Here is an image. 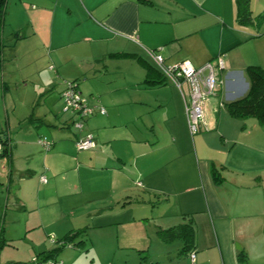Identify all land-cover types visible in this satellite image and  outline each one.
Returning <instances> with one entry per match:
<instances>
[{"label": "crops", "instance_id": "crops-1", "mask_svg": "<svg viewBox=\"0 0 264 264\" xmlns=\"http://www.w3.org/2000/svg\"><path fill=\"white\" fill-rule=\"evenodd\" d=\"M247 1L240 18L236 0H4L0 258L21 242L29 263L79 233L91 264H191L178 239L158 253L119 235L172 218L157 230L189 224L193 264H264V124L227 107L246 94V69H264V1ZM156 51L165 66L223 61L195 135L189 86L164 80ZM70 82L105 112L81 130L62 111ZM87 134L94 148L78 151Z\"/></svg>", "mask_w": 264, "mask_h": 264}, {"label": "built area", "instance_id": "built-area-1", "mask_svg": "<svg viewBox=\"0 0 264 264\" xmlns=\"http://www.w3.org/2000/svg\"><path fill=\"white\" fill-rule=\"evenodd\" d=\"M148 56L165 81L177 89H180L183 82L188 84L189 98L185 104L187 126L191 135L197 134L200 126L204 123L203 104L216 92L218 85L217 70L223 69V61L221 58H217L216 65L207 63L201 68H194L189 62H182L175 66H165L163 58L158 51L149 52ZM61 99L64 104L62 111L71 117H78V120L74 123L75 128L78 130H81L83 127V119L92 116L95 110L98 109V113L102 115L105 113L102 108L88 106L86 100L80 96L79 92L70 83H67L65 90L61 93ZM42 146L48 148L49 144L42 142ZM3 148L4 144L0 138V152H2ZM93 148V138L89 134L76 143L78 151H88ZM41 181L45 183L44 178ZM51 243H54V239H51ZM189 259L191 264H193L194 253L191 252L189 254ZM32 263L54 264L50 261H42L36 258Z\"/></svg>", "mask_w": 264, "mask_h": 264}, {"label": "trees", "instance_id": "trees-1", "mask_svg": "<svg viewBox=\"0 0 264 264\" xmlns=\"http://www.w3.org/2000/svg\"><path fill=\"white\" fill-rule=\"evenodd\" d=\"M236 2L238 6L239 17L244 18L247 15L248 1L236 0ZM3 3L4 0H0V14L3 12ZM259 19H264V14H261ZM246 76L248 80L247 92L243 97L227 104L229 113L232 117L236 119L253 118L256 119L259 123L264 124V69H261L259 67H248L246 69ZM70 84H72L75 90L78 91L76 84L74 82H70ZM87 118H84L83 120ZM2 141L4 144V148L2 152H0V156L8 152L10 147V144L7 141L3 139ZM159 235L166 242L175 239L180 240L182 244L181 251L184 253L185 251L188 250L190 251L189 254L191 253L192 245H193V232L189 224L183 225L181 227H174L168 230L160 231ZM80 237H81L80 234L76 233L67 236L63 239L54 240V243L58 245L57 248L48 253H42L37 255L36 259H40L42 261H50L54 264H62L61 262H57L56 260L57 254L59 253V251H61L64 248L73 247V245H71L73 243L75 244V242L73 241ZM83 241H84L83 239H80L79 241L76 242V244L81 245Z\"/></svg>", "mask_w": 264, "mask_h": 264}, {"label": "rangeland", "instance_id": "rangeland-1", "mask_svg": "<svg viewBox=\"0 0 264 264\" xmlns=\"http://www.w3.org/2000/svg\"><path fill=\"white\" fill-rule=\"evenodd\" d=\"M262 1H264V0H262ZM262 14H264V13H262ZM66 85L67 84H65V88H66ZM75 121H77V120H74L73 123ZM155 215L158 216V214H155ZM171 220H172V218L171 219L170 218L152 219V220L146 222L145 224L136 225V226L131 227V228L127 227L126 229H120L119 235L122 238V237H124V235L127 231L128 232L127 237L134 239L136 241H141L142 244H144L145 249H147V250L150 249L151 252H158L159 253L161 251V249L166 248V246H169L170 244H173L174 242H172V241H174V240L170 241L169 243L164 241V239H162L159 235V232L163 231V230H160L158 232L157 227H159L161 225L160 222L164 221L166 223V221H171ZM168 224H169V222H168ZM168 224H165V225H168ZM74 242H75V244H71V245H73V247H67V248H64L62 250L63 252H66L65 253L66 254L65 255L66 261H68L70 264H91L92 262L97 263V261H100L99 259L94 260L93 255L91 256V254L89 252H85L87 249L90 248V245L86 243V240H84L81 245L76 244L77 241H74ZM179 244L180 243H178V242L175 243L176 246H178ZM13 245H14L13 247L12 246H6V249L1 251L2 253H1V258H0V264H32L33 258L30 259L29 263L27 262V260H24L26 258L25 254H26L27 245H25L21 242H15ZM54 245L56 246L57 244L54 243ZM119 246L121 247V246H123V244L121 242H119ZM63 252H62V254H64ZM90 252H91V250H90ZM73 253L78 254V256L72 255ZM131 254H133V253H131ZM61 258H62V256H61ZM130 260H131V258H129V261ZM152 260H154V259L151 258L149 260V262ZM57 262H61V261L57 260ZM129 263H131V261Z\"/></svg>", "mask_w": 264, "mask_h": 264}]
</instances>
